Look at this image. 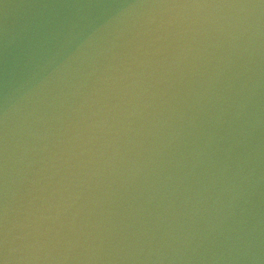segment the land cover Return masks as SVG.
Returning a JSON list of instances; mask_svg holds the SVG:
<instances>
[{
  "label": "clouds",
  "instance_id": "clouds-1",
  "mask_svg": "<svg viewBox=\"0 0 264 264\" xmlns=\"http://www.w3.org/2000/svg\"><path fill=\"white\" fill-rule=\"evenodd\" d=\"M179 47L192 86L153 125L151 144L109 202L78 203L48 149L49 120L93 77L142 49ZM4 112L31 106L23 167L3 156L0 264H264V2L130 4L116 16L30 17L6 41ZM178 94H174V98ZM51 110V111H50ZM38 123L40 128L31 125ZM96 173H93L95 175ZM101 208L100 215L94 209ZM107 245V247H106Z\"/></svg>",
  "mask_w": 264,
  "mask_h": 264
},
{
  "label": "water",
  "instance_id": "water-1",
  "mask_svg": "<svg viewBox=\"0 0 264 264\" xmlns=\"http://www.w3.org/2000/svg\"><path fill=\"white\" fill-rule=\"evenodd\" d=\"M156 3H260V0H0V206L3 202V156L5 139L10 156L9 167L15 176L22 168L20 157L25 147L40 146L28 134L25 116L31 106L9 112L7 122L3 119L4 100L2 80L5 75L10 48L6 41L18 25L30 17H46L53 20L75 19L82 15L116 16L130 4ZM121 57L108 61L100 57V67L112 63L116 67L107 75L105 83L96 77L89 80L84 94L90 99L79 111L71 107L81 105L82 96L70 98L71 107L62 109L63 122L49 120L47 127L52 134L48 149L32 154V159L57 154L58 171L53 184L58 180L68 186L71 193L78 192V203L100 199L103 208L122 210L127 200L109 202V193L114 192L127 174L131 164L144 153L154 137L150 134L154 122L167 115L169 103L175 104L185 88L192 86L190 69L195 61L189 55L176 63L179 47L175 42L167 48L152 52L141 50L135 59L128 47L120 49ZM174 94L176 97L174 98ZM51 111V110H50ZM33 128L41 125L33 123ZM93 173H96L93 175ZM101 208L94 209L98 216ZM107 247V245H106Z\"/></svg>",
  "mask_w": 264,
  "mask_h": 264
},
{
  "label": "snow or ice",
  "instance_id": "snow-or-ice-1",
  "mask_svg": "<svg viewBox=\"0 0 264 264\" xmlns=\"http://www.w3.org/2000/svg\"><path fill=\"white\" fill-rule=\"evenodd\" d=\"M260 2H264V0H260Z\"/></svg>",
  "mask_w": 264,
  "mask_h": 264
}]
</instances>
